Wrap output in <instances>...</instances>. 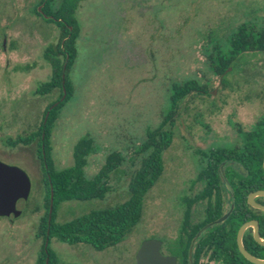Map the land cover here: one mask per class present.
<instances>
[{"label":"rangeland","instance_id":"374dc122","mask_svg":"<svg viewBox=\"0 0 264 264\" xmlns=\"http://www.w3.org/2000/svg\"><path fill=\"white\" fill-rule=\"evenodd\" d=\"M40 1L0 0V161L19 167L31 181L29 199L17 205L21 215L0 217V264H36L42 245L36 232L45 192L36 142L7 143L36 133L45 110L59 97V91L35 93L51 76L43 53L60 36L55 24L34 14ZM76 18L81 32L69 76L73 96L52 130L53 160L58 170L71 167L75 145L90 136L88 179L110 154L118 153L123 162L110 175L103 200L64 202L57 223L128 201L130 182L143 161L139 149L168 112L172 85L195 80L204 92L180 104L174 141L163 156L164 173L146 195L142 220L124 241L104 251L51 242L61 264H137L145 241H166L160 224L170 227L175 188L199 164L185 152L191 145L183 134L195 136L203 152L231 147L238 138L236 123L251 130L264 115V53L236 57L222 77L226 87L208 64L217 48L230 57V37L241 25L264 30V0H85Z\"/></svg>","mask_w":264,"mask_h":264},{"label":"trees","instance_id":"16d2710c","mask_svg":"<svg viewBox=\"0 0 264 264\" xmlns=\"http://www.w3.org/2000/svg\"><path fill=\"white\" fill-rule=\"evenodd\" d=\"M83 1L85 0H41L33 10L34 14L46 23L55 24L60 32L59 41L49 44L43 53L44 61L51 68L50 79L41 83L35 93L45 96L59 91V97L45 110L41 126L36 133L27 138L18 137L15 141L7 142L11 146H30L37 142L36 156H45V161L40 159L45 212L40 218L36 232V238L42 240L36 264H46L47 259L49 264H61L56 252L51 249L53 239L70 246L87 244L97 251H104L127 238L142 220L146 195L164 173L163 156L174 141L180 104L196 92L204 93L200 91L203 88L195 80L172 85L168 112L157 128L147 132L146 139L139 149L138 155H143V161L130 182L128 201L112 209L92 211L64 224L57 223L58 207L62 203L103 200L110 191V175L123 162L118 153L110 154L99 173L88 179L85 174L87 158L94 151V141L90 136L82 138L75 145L74 164L71 167L58 170L53 160L52 130L61 109L73 96L69 76L78 56L77 44L81 30L76 15ZM39 7L43 13L38 11ZM44 15L50 18L46 19ZM229 45L230 57L221 56L218 48L208 56L211 71L221 79L224 87L226 85L222 77L232 67L236 57L246 53H264V30L243 24L231 35ZM205 93L210 95L208 91ZM47 114L49 115L46 119ZM234 129L238 138L231 147L213 148L202 152V163L206 166L201 171V178L211 182L221 181L218 171L220 164H235L240 167L241 173L233 167H227L225 174L233 185L235 175H238L236 177L240 182L237 189L243 197L244 222L250 218L246 217V214L251 213V210L248 211V207H245L246 197L253 192L264 190V115L251 130H245L239 122L234 125ZM218 186L223 188L222 185H214L215 188ZM51 191L54 194V210L49 221ZM258 201L264 205V197H259ZM259 214L263 238L264 213L259 211ZM258 257L264 259V247L260 245Z\"/></svg>","mask_w":264,"mask_h":264},{"label":"flooded vegetation","instance_id":"af4514ba","mask_svg":"<svg viewBox=\"0 0 264 264\" xmlns=\"http://www.w3.org/2000/svg\"><path fill=\"white\" fill-rule=\"evenodd\" d=\"M183 135L184 140L188 136L192 147L185 148V152L196 156L199 164L194 162V167L187 171L184 179L175 188L170 227H166V223L160 224L165 227L167 238L166 241L158 240L162 243L161 254L174 258L176 264H255L242 254L238 235L245 223L255 221L259 225L261 235L260 210L249 204V194L245 207H248V211L251 210V213L246 214V217L250 218L242 222L243 197L237 189L240 182L236 177L238 175H235L233 185L225 174L227 167H233L241 173L240 167L235 164H220L218 171L221 181L211 182L202 179L201 171L206 166L201 159L202 145L196 143V138L192 137V134L187 132ZM36 145L38 146L37 142ZM40 159L45 161V156L37 157L39 164ZM192 160L194 161V157ZM226 182L231 186L232 192L228 190ZM214 185H222L223 188L220 186L215 188ZM258 198H255V201L259 203ZM255 233L254 226L248 227L243 234L242 242L251 256L259 258L260 244L255 238Z\"/></svg>","mask_w":264,"mask_h":264},{"label":"water","instance_id":"95a60500","mask_svg":"<svg viewBox=\"0 0 264 264\" xmlns=\"http://www.w3.org/2000/svg\"><path fill=\"white\" fill-rule=\"evenodd\" d=\"M40 13H43L41 7L38 8ZM46 19L50 18L44 15ZM64 92H66L64 90ZM64 99V98H63ZM46 116V119L48 118ZM264 169V162H263ZM223 175V174H222ZM224 177V176H223ZM226 186L229 191L232 192L231 186L226 182ZM31 193V181L27 173L16 166H10L0 161V217H19L21 211L18 210L17 205L19 201H27ZM257 197H264V190L253 192L249 195V204L260 211L264 212V205L255 201ZM54 210V194L51 191L50 196V209H49V221L52 219V214ZM254 226L256 229L255 238L261 246H264V238L261 237L259 232V225L255 222L245 223L238 235L239 247L248 260L255 264H264V259L254 258L251 256L243 246L242 237L245 230ZM162 243L158 240H148L145 241L141 248L139 249L136 257L137 264H176L175 259L172 257H165L161 254ZM48 240L45 245L47 252ZM46 264H49L48 259Z\"/></svg>","mask_w":264,"mask_h":264}]
</instances>
